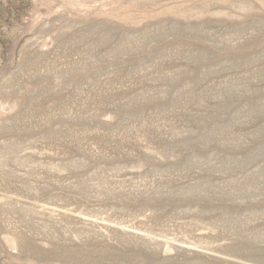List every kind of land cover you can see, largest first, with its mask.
<instances>
[{
  "label": "rangeland",
  "instance_id": "obj_1",
  "mask_svg": "<svg viewBox=\"0 0 264 264\" xmlns=\"http://www.w3.org/2000/svg\"><path fill=\"white\" fill-rule=\"evenodd\" d=\"M0 264H264V0H0Z\"/></svg>",
  "mask_w": 264,
  "mask_h": 264
}]
</instances>
